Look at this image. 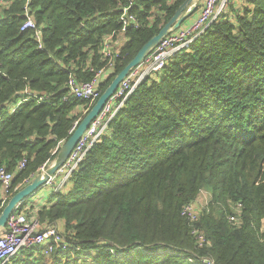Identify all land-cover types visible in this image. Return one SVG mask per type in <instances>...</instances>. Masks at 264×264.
<instances>
[{
    "label": "trees",
    "instance_id": "1",
    "mask_svg": "<svg viewBox=\"0 0 264 264\" xmlns=\"http://www.w3.org/2000/svg\"><path fill=\"white\" fill-rule=\"evenodd\" d=\"M185 1L0 5V166L13 174L0 213L55 160L93 106L69 95V79L91 81L103 69V93ZM238 5L140 84L36 209L69 249L48 256L21 249L4 264H264V0ZM29 13L40 42L34 30H21ZM108 35L122 51L112 67L101 57ZM205 190L209 201L192 222L183 209ZM234 215L238 221L229 222ZM195 229L210 246L198 244Z\"/></svg>",
    "mask_w": 264,
    "mask_h": 264
},
{
    "label": "built area",
    "instance_id": "2",
    "mask_svg": "<svg viewBox=\"0 0 264 264\" xmlns=\"http://www.w3.org/2000/svg\"><path fill=\"white\" fill-rule=\"evenodd\" d=\"M5 0H0L2 5ZM233 0H204L202 7L199 9L198 18L188 25L186 28L171 31L165 36L157 48L149 54L139 66L133 68L121 81L116 91L109 97L102 110L97 117L91 122L86 129L83 137L76 144L69 156V159L57 171V174H64V182L67 181L73 170L84 161L87 152L94 143L99 141L105 134L106 128L114 115L129 99V96L140 86V84L151 75L158 76L163 73L170 58H172L180 50L188 47L193 43V40L205 34L211 27V24L219 19L224 13L228 11L230 3ZM133 23L136 20L129 17ZM34 30L36 39L40 42L41 35L39 28L36 25L31 13L27 15L26 20L21 25L22 31ZM125 29V28H124ZM119 45V47H118ZM41 46V45H40ZM121 44L115 39L114 35H108L103 40L101 50L102 60L106 61L105 67H112L121 57ZM93 71V68L91 69ZM103 69L97 71L91 81L79 82L74 77L69 80V95L74 98L88 99L94 105L102 94L100 89V76ZM67 100V97L65 98ZM27 100H31L28 98ZM78 121L75 123V126ZM27 164V159L24 158L19 162V169H24ZM46 168L42 167L43 172ZM56 174V175H57ZM52 178V177H51ZM51 181V179L49 180ZM49 181L47 183H49ZM0 182L4 193L1 196L0 208L6 203L8 196L12 189L13 174L10 173L4 166H0ZM188 204L183 209V216L190 221L197 220L199 212L204 208L201 204ZM20 205L15 207V211L8 219L4 229L0 231V264H4L12 257L16 256L21 249H27L31 252H38L42 249L45 255H50L54 250H68L69 245L65 243V237L56 225L41 226L38 219L29 218V215L20 209ZM242 205L239 204L238 211L240 213ZM238 221L237 215L230 216L229 222L234 223ZM192 235L200 246H210V241L206 238L203 231L200 229L193 230ZM207 264H214L210 259H204Z\"/></svg>",
    "mask_w": 264,
    "mask_h": 264
},
{
    "label": "water",
    "instance_id": "3",
    "mask_svg": "<svg viewBox=\"0 0 264 264\" xmlns=\"http://www.w3.org/2000/svg\"><path fill=\"white\" fill-rule=\"evenodd\" d=\"M198 0H186L182 6L175 12L174 16L167 22V24L157 33L156 36L152 37L147 43L139 50L136 56L127 64L119 74L115 75L113 81L103 91L97 102L86 112L84 119L77 125V127L71 133L68 140L61 146L58 151V155L53 162L33 181L19 190L14 197L10 199L7 205L3 208L4 210L0 213V231L5 228L6 223L10 216L15 211V207L23 203L27 198L33 196L38 189L47 183L51 177L57 174V171L64 163L69 159L72 150L83 137L86 129L89 127L91 122L97 117L99 112L104 107L105 103L109 100V97L118 88L123 78L135 67L139 66L144 59L151 54L160 41L167 36L171 31L179 29L181 25L196 12L198 8Z\"/></svg>",
    "mask_w": 264,
    "mask_h": 264
},
{
    "label": "crops",
    "instance_id": "4",
    "mask_svg": "<svg viewBox=\"0 0 264 264\" xmlns=\"http://www.w3.org/2000/svg\"><path fill=\"white\" fill-rule=\"evenodd\" d=\"M242 0H233V4L238 5V2H241ZM202 7V5L199 6V9ZM199 9L198 12L199 13ZM197 13H194L193 16L189 17L187 21L184 22V27L186 28L188 25H190L194 17L197 15ZM64 184V174H57L51 178V181L47 183L43 188H41L39 191H37L33 196L30 198V200L26 203H24V207L22 208L25 212H27L28 215L33 214L32 218H35L36 215L34 212L36 209H41L44 207L50 199V196L52 194L51 188L54 187H60ZM207 194L210 196V192L208 190ZM37 218V217H36ZM41 226H45L41 223Z\"/></svg>",
    "mask_w": 264,
    "mask_h": 264
},
{
    "label": "rangeland",
    "instance_id": "5",
    "mask_svg": "<svg viewBox=\"0 0 264 264\" xmlns=\"http://www.w3.org/2000/svg\"><path fill=\"white\" fill-rule=\"evenodd\" d=\"M204 0H198L197 4H198V8L200 5L203 4ZM243 1V0H242ZM246 2H248V0H244ZM197 8V9H198ZM197 11V10H196ZM199 14L197 13V15L194 17V21L198 18ZM209 195L207 194V191H202V193L200 194V197L198 198V204H201L202 206H205L206 203L209 201ZM42 250V249H41ZM43 251V250H42ZM38 253V252H37ZM45 253V252H44ZM48 256V255H47Z\"/></svg>",
    "mask_w": 264,
    "mask_h": 264
}]
</instances>
